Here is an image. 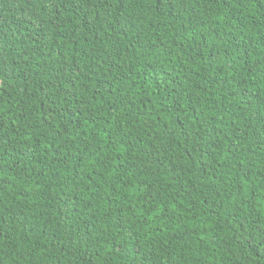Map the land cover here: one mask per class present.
I'll use <instances>...</instances> for the list:
<instances>
[{
	"label": "trees",
	"instance_id": "1",
	"mask_svg": "<svg viewBox=\"0 0 264 264\" xmlns=\"http://www.w3.org/2000/svg\"><path fill=\"white\" fill-rule=\"evenodd\" d=\"M0 264H264V0H0Z\"/></svg>",
	"mask_w": 264,
	"mask_h": 264
}]
</instances>
